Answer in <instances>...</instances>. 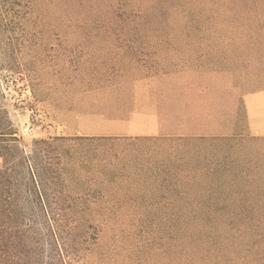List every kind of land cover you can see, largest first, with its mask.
Returning a JSON list of instances; mask_svg holds the SVG:
<instances>
[{
    "label": "rangeland",
    "instance_id": "rangeland-1",
    "mask_svg": "<svg viewBox=\"0 0 264 264\" xmlns=\"http://www.w3.org/2000/svg\"><path fill=\"white\" fill-rule=\"evenodd\" d=\"M34 9L24 30L0 35L3 131L13 125L27 149L57 136L132 139L92 152L102 162L121 152L122 164L162 173L154 183H86L96 195L85 218L99 237L79 264H264V248L250 253L223 226L238 217L169 209L174 157L201 151L235 173H264V135L250 132L245 107L246 94L264 90V0H36ZM152 119L160 130L141 134ZM0 145L6 156L8 141ZM89 166L81 157L66 171L87 176ZM7 178L0 264H59L39 213L27 226L24 186Z\"/></svg>",
    "mask_w": 264,
    "mask_h": 264
},
{
    "label": "trees",
    "instance_id": "trees-1",
    "mask_svg": "<svg viewBox=\"0 0 264 264\" xmlns=\"http://www.w3.org/2000/svg\"><path fill=\"white\" fill-rule=\"evenodd\" d=\"M35 1L0 0V35L24 30L29 17L34 13ZM22 40L17 38L20 45ZM14 41L15 36L8 35L4 42ZM0 140L8 141L6 156L0 145V182L8 177L7 182L15 189L19 185L24 186L27 204L31 206V212L25 215L29 220L27 226L32 228V218L39 213L47 229L48 244L54 246L58 253L59 264H79L84 254L90 250L91 240L99 237L97 227L86 220V216L95 212L91 197L96 195L92 194V189L83 188L87 187V182L107 186L118 181L134 182L144 179L154 183L162 174L152 171L151 165L133 167L122 164L126 157L121 152L105 155L104 162L92 152L93 146H112L132 139L57 136L34 139L27 149L13 125L9 132H4L0 125ZM66 142H72V150L71 147L64 148ZM81 157H88L91 162L88 167L90 175L68 173L67 168L80 161ZM173 159L183 163L176 161L169 165L170 210L181 204L183 209L190 210L186 213L190 216L198 215V210H201L200 216L204 217H210L213 213L220 216V219L225 216L238 217L239 224L225 221L227 225L223 226L235 231L250 253L264 248V173H235L233 168L238 166L223 163L218 155L208 156L201 151H192L187 159ZM92 167L97 171L92 172ZM20 168L24 171L22 177L19 175ZM236 199L242 200L239 206L235 205ZM2 200L6 203L9 199L0 196V203ZM200 226L202 228L199 227V230L210 231H214L215 227L206 224ZM208 240L213 245V238ZM171 248H178L177 238L173 240Z\"/></svg>",
    "mask_w": 264,
    "mask_h": 264
},
{
    "label": "crops",
    "instance_id": "crops-1",
    "mask_svg": "<svg viewBox=\"0 0 264 264\" xmlns=\"http://www.w3.org/2000/svg\"><path fill=\"white\" fill-rule=\"evenodd\" d=\"M249 130L255 135H264V90L250 92L245 96ZM140 133H156L160 130L159 121L152 119Z\"/></svg>",
    "mask_w": 264,
    "mask_h": 264
}]
</instances>
